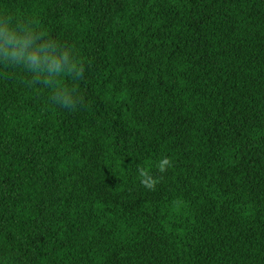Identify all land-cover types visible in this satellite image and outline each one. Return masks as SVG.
<instances>
[{
  "label": "trees",
  "instance_id": "trees-1",
  "mask_svg": "<svg viewBox=\"0 0 264 264\" xmlns=\"http://www.w3.org/2000/svg\"><path fill=\"white\" fill-rule=\"evenodd\" d=\"M0 13L84 63L73 110L0 65V264H264V0Z\"/></svg>",
  "mask_w": 264,
  "mask_h": 264
},
{
  "label": "clouds",
  "instance_id": "clouds-1",
  "mask_svg": "<svg viewBox=\"0 0 264 264\" xmlns=\"http://www.w3.org/2000/svg\"><path fill=\"white\" fill-rule=\"evenodd\" d=\"M0 65L22 67L30 76V85H43L51 89V102L62 108L73 110L79 100L76 87L63 83L65 77L72 81L83 78L84 63L70 45L51 38L38 30L30 18L14 17L11 13H0ZM172 166L169 157L162 158L157 167L166 172ZM141 184L154 190L159 182L145 168L138 169ZM162 178V177H161Z\"/></svg>",
  "mask_w": 264,
  "mask_h": 264
}]
</instances>
